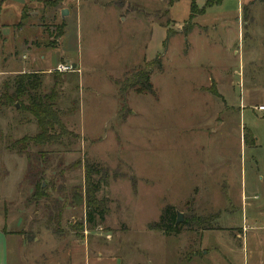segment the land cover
<instances>
[{"label": "rangeland", "instance_id": "rangeland-1", "mask_svg": "<svg viewBox=\"0 0 264 264\" xmlns=\"http://www.w3.org/2000/svg\"><path fill=\"white\" fill-rule=\"evenodd\" d=\"M2 21L0 93L29 63L47 90L61 56L78 60L57 73V106L77 136L46 147L47 180L80 159L108 170L97 193L105 221L91 229L84 206H66L55 233L43 203L28 205L26 158L9 148L36 123L0 105L7 264H264V2L20 0L0 5ZM157 56L154 96L130 92L122 107L117 82ZM66 170L57 186H84L82 165ZM166 205L204 222L173 236L150 230Z\"/></svg>", "mask_w": 264, "mask_h": 264}, {"label": "trees", "instance_id": "trees-1", "mask_svg": "<svg viewBox=\"0 0 264 264\" xmlns=\"http://www.w3.org/2000/svg\"><path fill=\"white\" fill-rule=\"evenodd\" d=\"M260 2H264V0H260ZM195 8L194 3H191L189 8L191 18L196 14ZM59 28L58 36L62 37L64 34L63 25ZM154 68L162 69L159 56L137 69L125 73V78L121 82H117L122 107L130 92L154 96L156 90L151 82V72ZM61 78V74L54 73L53 83L45 90L43 76L40 73H16L10 81L4 83L3 91L0 93V105L15 106L14 103L18 102L19 110L29 113L36 123L37 129L34 134L14 140L9 148L12 152L14 150L18 155L26 158L23 182L32 188V194L27 201L28 205L32 202L36 206L43 203V208L46 211V223L52 226L55 233L62 222V214L66 206H84V221L91 229L102 224L108 213L107 200L97 198V193L107 177L108 170L97 162L80 159L66 168L61 167L62 161L57 162L56 166L61 167L60 173H56L57 177H62L66 169L82 165L84 169V186L82 187L77 186L67 190V187L62 184L61 186L56 185L57 177H52L50 180L46 178L47 169L53 161L52 154L46 147L63 145L64 137L76 138L77 136L67 128L62 120V111L57 106L60 95L57 87ZM3 100L4 102H1ZM244 143L246 144V141ZM33 147L34 150H32ZM61 179L63 183L64 178ZM54 193L59 194L61 199H54ZM159 215L157 221L149 224L148 228L161 231L165 236L178 235L183 232L182 228L198 227L204 222L195 214L188 213L182 222L176 224L177 214L173 205L164 206ZM2 232L7 234L5 227L2 228Z\"/></svg>", "mask_w": 264, "mask_h": 264}, {"label": "crops", "instance_id": "crops-1", "mask_svg": "<svg viewBox=\"0 0 264 264\" xmlns=\"http://www.w3.org/2000/svg\"><path fill=\"white\" fill-rule=\"evenodd\" d=\"M13 1H18V2H20V0H0V5H3L4 3H9V2H12L13 3ZM69 14V13H68ZM67 14V15H68ZM4 15V14H3ZM60 15H61V12H60ZM66 15V16H67ZM3 18H2V20H5V18L4 17H6V19H8L7 18V16H2ZM61 17H62V15H61ZM65 17V16H64ZM63 18V17H62ZM4 22H7L8 24H10V22H8V21H2V23H0V24H3ZM8 26V25H7ZM7 26H5L6 27V29H8V27ZM5 27H3V28H1L2 30L3 29H5ZM9 30V29H8ZM10 34V32H8V34L7 35H5V36H8ZM4 41H7V39L6 38H4ZM28 52H31V53H33V52H41L40 50H38V51H35V50H30V51H28ZM33 55V54H32ZM61 58V63H65V64H67V62H69V64H76V66L78 65V60H74L73 61V59H64L62 56L60 57ZM30 64H32V63H29V65ZM28 65V67H27V69L23 72L22 70H23V68H21V66H20V70L22 71V72H20V73H27V72H36V71H29V66ZM41 70V69H40ZM47 70H50V69H46V70H41V71H47ZM17 72H19V71H16V72H13V73H17ZM39 73V72H38ZM218 230V229H217ZM10 235L11 234H5V233H3L2 232V230L0 229V264H7V255H8V250H7V246H8V238L10 237Z\"/></svg>", "mask_w": 264, "mask_h": 264}, {"label": "built area", "instance_id": "built-area-1", "mask_svg": "<svg viewBox=\"0 0 264 264\" xmlns=\"http://www.w3.org/2000/svg\"><path fill=\"white\" fill-rule=\"evenodd\" d=\"M74 69H75V67H74ZM74 69L72 68V65L69 63L68 64L59 63L58 66L52 70H53V72L58 73V72H72V71H74ZM262 109H263L262 106L257 108V110H262Z\"/></svg>", "mask_w": 264, "mask_h": 264}, {"label": "water", "instance_id": "water-1", "mask_svg": "<svg viewBox=\"0 0 264 264\" xmlns=\"http://www.w3.org/2000/svg\"><path fill=\"white\" fill-rule=\"evenodd\" d=\"M60 12H61L62 17L66 16L68 14V12L65 9L60 10ZM74 67H76L75 63L72 64L73 69H74ZM17 106H18V104L15 103V107H17ZM176 214H177V219H176V224H177V223H180L183 221V214L179 213L178 211H176Z\"/></svg>", "mask_w": 264, "mask_h": 264}]
</instances>
